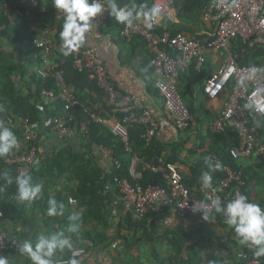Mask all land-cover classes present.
<instances>
[{
  "label": "trees",
  "instance_id": "trees-1",
  "mask_svg": "<svg viewBox=\"0 0 264 264\" xmlns=\"http://www.w3.org/2000/svg\"><path fill=\"white\" fill-rule=\"evenodd\" d=\"M19 1L0 0V27L3 28L0 33V122L12 129L19 143L8 156L26 153L32 147L38 148L41 133L51 134L46 124L62 115L64 104L59 97L55 103L45 105L39 93L42 89L55 90L53 75L60 72L64 77L68 91L80 104L86 107L88 113L80 107H75L68 113V115L73 116V121L69 125L70 129H75L80 135L81 145L79 149L64 144L62 148L53 150L45 156L40 155L37 149L38 162L27 174L32 177L33 183H40L43 187L41 196L33 201L31 206L37 211L39 221L43 227L49 229L55 226L57 227L56 231H64L65 235L78 241L81 238L79 230L76 233L67 232V226L72 223L68 217L73 215L68 200L73 198L78 206L84 209L82 222L91 226V231H88L85 239L87 244L84 245L97 247L110 242V240L119 238L124 240L120 231L114 236H108L104 230L109 226V210L113 202L121 197L119 189L116 187L117 182L125 180L131 184H138L142 189L148 186L165 188L166 180L162 174H155L150 170H141L142 166L156 165L163 154H168L167 163L176 164L178 153L184 145L162 144L157 140L156 135L149 143H146L142 138L145 131L143 125L123 123L124 118L128 117L132 111L137 115H140L142 111L133 108V106L117 109L108 105L104 93L98 88L95 81L89 79L87 72H78L74 69L72 54L64 56L60 49L59 33L62 29L63 20L61 15L52 7V1H39L35 6H30L29 14L34 16L32 22L13 12H5L7 5L15 2L19 3ZM211 1L184 0L178 18L193 22L195 25L204 23L202 15ZM132 2L133 0H117L121 7L130 5ZM135 2L147 4L149 7L153 6V0H135ZM18 7L24 12L22 7ZM105 23L109 28H117L119 33L123 27V24L117 23L110 13ZM161 23H165L167 26L155 25L148 30L158 35L165 32H168L171 36L182 33V31L175 29V23L166 21ZM168 25L171 26L168 27ZM44 31L49 32L53 48L48 57L50 75L47 79L42 80L37 74L28 72L27 67L33 60L38 65H43L44 58L40 51L33 46V40ZM189 38L201 45H207L215 40V36L206 42L201 41L197 36H190ZM132 42L137 44L134 53L142 49L146 50V43L141 37H135ZM4 45L8 49L4 48ZM231 53L238 57L239 66L264 67V49L258 46L250 48L239 37L233 40ZM167 54L173 60L179 58V53L176 51L167 50ZM33 56L36 58L33 59ZM147 57L148 72L152 74L149 66L150 55L147 54ZM36 75L38 78H36ZM211 75V71L206 67V64L199 71H196L194 64H191L178 76L177 93L188 110L190 118L191 116L193 118V111L185 102L193 100L194 95L206 97L204 84ZM103 111H106L107 115ZM89 113H94L105 120H114L123 125L127 131V143L125 144L119 136L102 124H90L85 132V137H83L78 130L79 124L88 120ZM24 120H27L30 127L37 133V138L26 141ZM191 128L192 120H190L189 127L185 131H189ZM258 130L259 137L264 142V119L258 120ZM209 138L213 143L212 147L204 149L201 145L198 148L199 151H203L201 154L202 159L190 168L189 176H180L181 183L189 190L192 197L203 201L204 194L202 193L203 187L200 177L202 171L208 170L205 165L207 156L214 154L221 162L222 167L226 166L235 172L241 173L245 183L241 187V194L246 195L249 201L252 202L249 185L250 183L264 182V156L260 158V162L256 166L244 163L241 159H232L228 150L237 144V136L231 129H226L225 133H211ZM100 147L112 152V157L106 165H102L100 156H98ZM6 157L0 158V172L7 170L14 180L17 176L16 167L6 164L4 161ZM133 157L137 158L141 164L139 168L141 176L137 182L130 178L128 172ZM115 161H118V166L115 165ZM222 167L212 173L211 187L218 185L225 179L226 175ZM4 184L5 182L0 180V186H4ZM231 187L235 188V183L229 189ZM226 192L230 196L228 189ZM260 195L257 196L258 199L261 198ZM53 196L58 202L64 204L63 215L55 217L46 215L47 200ZM14 197H16L15 183L7 185L4 187V191L0 192V218L10 220L14 227H17L28 220L25 213L27 203H20ZM263 201V199H260L258 203L261 208H263ZM171 208L174 210L172 204L163 205L158 211L150 210L143 218L134 220L132 215H128L122 222L128 225L129 231L138 232L140 230L142 234L149 233L152 236L155 233L157 235V223L162 222ZM213 220L216 221L219 229L235 238L233 231L225 225L221 214L216 215ZM165 234L169 237L168 243L171 254L167 259L158 260V264H203V253L208 249V241L210 237H215V234L205 233L202 229H199L198 232L168 230ZM222 239L224 238L220 235L217 240ZM216 246L223 248L225 245ZM233 246L237 247L233 259L227 262L221 261V264H247L255 260L252 249L241 246L238 241ZM0 253L5 255L13 253V251ZM244 254L248 255L247 259L240 257ZM65 256L56 258L55 261L63 259ZM259 261L264 264V257L260 258Z\"/></svg>",
  "mask_w": 264,
  "mask_h": 264
},
{
  "label": "built area",
  "instance_id": "built-area-1",
  "mask_svg": "<svg viewBox=\"0 0 264 264\" xmlns=\"http://www.w3.org/2000/svg\"><path fill=\"white\" fill-rule=\"evenodd\" d=\"M39 1L45 0H20L19 3H12L5 7V12H13L18 16H23L30 21L29 8L35 6ZM52 1V0H50ZM176 0H153V5L161 8V20L174 22L173 6ZM107 7L106 0H102ZM212 0L204 9L202 15L203 22L213 27L215 40L207 45L191 40L183 33L171 36L168 32L158 35L151 33L145 26L135 21L131 26L123 24L119 33L125 41H130L135 37H141L146 43V49L150 55V69L154 77V85L160 92L164 100L166 111L175 118L174 124L179 131H185L189 127L190 114L177 93V79L180 72L194 64L195 70L199 71L204 62V53L207 50L223 52L225 55L221 67L212 73L205 81L204 93L208 99H216L224 90L229 89L228 100L220 116L210 124L212 133H225L226 129H231L236 133L237 144L229 148V156L234 159L256 158V165L260 158L264 156V142L259 137L258 120L264 119V73H257L251 78L246 71L253 66H239L238 57L231 53L232 42L239 37L244 44L250 48L255 46L264 49V0ZM24 9L22 12L19 7ZM59 14V13H58ZM60 15V14H59ZM109 12L105 10L100 16L94 18L96 22L105 23ZM158 23V24H159ZM157 24V25H158ZM3 28L0 27V33ZM33 46L40 51L44 58L43 68L37 71V75L45 80L50 75V62L48 57L53 48L50 38L42 34L33 40ZM167 50L179 53V58L173 60L167 54ZM73 66L78 72L86 71L90 80L96 82L98 88L104 93L105 101L108 105L124 109L131 106L133 98L124 95L117 84L111 79L104 63L98 57L95 49L81 46L78 51L72 53ZM259 68L258 66H255ZM55 90L42 89L39 93L45 105L55 103L60 97L64 108L62 115L54 118L46 124L51 134L63 137L70 130V123L73 116L68 113L75 107H80L86 113V107L80 104L68 91L64 77L60 72L53 75ZM130 105V106H129ZM245 105H251L246 108ZM106 115L107 112L103 111ZM137 123L145 127L142 138L149 143L156 135L157 124L147 111H142L137 115L132 111L125 117L123 123ZM90 124L106 125L115 135L127 143L126 128L114 120H105L94 114H88V120L79 124V133L85 137ZM10 125H12L10 123ZM24 136L26 141L37 138V133L24 120ZM264 140V139H263ZM38 148L32 147L28 152L14 154L5 158V163L16 167V173H28V171L38 162ZM99 151L104 159L109 160L112 152L100 147ZM167 155L163 154L156 165H143L141 170H150L155 174H162L166 180V187L148 186L142 189L138 184H131L125 180L117 182L116 187L125 202L133 211L136 217L143 218L149 209L158 201L169 202L173 205L175 212L181 218L195 217L202 219L201 212H194L193 208H199L201 204H210L212 199L219 197L223 204H227L236 191L241 193L244 186L241 173L232 171L228 167H222L225 172V179L218 185L202 190L204 200L200 201L191 196L189 190L181 183L178 167L175 164L167 163ZM207 159L212 163L221 162L216 155L210 154ZM118 166V161H115ZM140 161L133 157L130 161V178L137 182L141 176ZM235 183V188L230 186ZM229 190L230 196L226 190ZM16 199V197H14ZM70 205L76 204V200L69 198ZM221 217L224 216L221 214ZM19 243L12 233L0 230V252H17L16 244ZM77 258L85 255V250L76 249ZM73 255L70 252L65 258L57 260L56 264H62ZM247 259L248 255L240 256ZM247 264H255V260ZM259 264H263L259 261Z\"/></svg>",
  "mask_w": 264,
  "mask_h": 264
},
{
  "label": "crops",
  "instance_id": "crops-1",
  "mask_svg": "<svg viewBox=\"0 0 264 264\" xmlns=\"http://www.w3.org/2000/svg\"><path fill=\"white\" fill-rule=\"evenodd\" d=\"M183 1L176 0L173 6L175 29L182 31V33L189 37L197 36L204 42L214 37L215 33L213 27L210 25L204 23L195 25L193 22L178 18L181 7H183ZM41 14L43 13L41 12ZM33 18L34 16H30V22H32ZM137 22L144 26L141 20H137ZM93 24L94 28L87 35V40L83 47L96 50L111 79L117 84L121 92L133 98V102L131 103L133 108L150 113L157 124L156 138L160 143L165 145H184L178 153V162L175 165L178 167L181 177L189 176L190 168L202 159L201 154L203 151H199L198 148L202 145L204 149H209L213 145L209 138V134L212 133L210 131V124L220 116L228 100L230 90H224L213 100L205 96L194 95L193 100L185 102L193 111V118L191 116L192 128L185 132L179 131L174 124L175 118L164 107L163 97L154 85V77L148 72L147 49L134 53L137 44L132 42V40H123L117 28H109L106 23H99L95 20H93ZM158 26L167 25L159 23ZM170 26L168 25V27ZM42 34H46L49 37L48 31H44L40 35ZM4 48L8 49L6 45H4ZM33 57V59L36 58L35 56ZM204 58V64H206V67H208L212 74L221 67L225 55L223 52L215 53L207 50L204 53ZM42 68L43 66L38 65L33 60L27 67V71L37 74V71ZM30 84L32 85L31 81ZM41 134L38 140V151L42 156L48 155L53 150L62 148L64 144L74 149H79L81 145L80 135L73 128L63 137L55 134ZM98 156H100L102 165L109 163L100 153H98ZM241 161L256 166V158L254 157L241 159ZM249 186L252 202L259 203L260 199L264 200V182L257 184L250 183ZM258 195L261 197L259 200L257 199ZM262 203L264 208V201ZM31 204H27L25 208V213L28 217L26 223L14 227L10 220L0 218V230L12 232L19 242H22L24 239L35 241L36 236L41 232H56L57 227L55 226L49 229L43 227L39 221L37 211ZM168 204L170 203L158 201L150 207L149 211H158L161 206H167ZM70 208L73 214L79 213L80 215V219L75 221V223L79 226L78 232L81 238L78 241L72 240L75 249L85 250V255L79 258L81 264H158V260L167 259L171 254L168 243L169 237L165 234L168 230L198 232L199 229H202L205 233L215 234V237H210L208 249L203 253V264H221V261H230L237 252V247L233 246L237 240L224 230L219 229L215 220H212L210 223L195 217L181 218L172 208L162 222L157 223V235L155 233L152 236L149 233L142 234L140 230L138 232L129 231L128 225L122 221L128 215H132L134 220L139 218L135 216L121 197H118L113 202L109 210V226L104 230L108 236H114V234L120 231L121 237L125 241L119 238L110 240V242L97 247L84 245L87 244L85 239L87 238L88 231H91V226L90 224L85 225L82 222L84 209L79 207L77 202L74 205H70ZM220 235L224 239L219 241L217 239ZM216 245H227V247L218 248ZM69 252L66 250L62 254L58 253L55 259L67 255ZM0 255L7 256L9 264H31V261L18 251L5 255L0 253Z\"/></svg>",
  "mask_w": 264,
  "mask_h": 264
},
{
  "label": "clouds",
  "instance_id": "clouds-1",
  "mask_svg": "<svg viewBox=\"0 0 264 264\" xmlns=\"http://www.w3.org/2000/svg\"><path fill=\"white\" fill-rule=\"evenodd\" d=\"M107 7L102 0H52V7L58 12L63 20L62 29L59 33L61 41L60 49L64 56H69L79 50L87 40V35L93 30L94 18L100 16L107 10L117 23L131 26L135 21L141 20L147 29H152L161 20V8L153 5L149 7L144 3H136L121 7L117 0H106ZM235 4L229 5V7ZM249 78L257 73H264V67L255 66L246 70ZM246 108L251 105H245ZM18 146V139L12 129L0 122V158L8 156L14 148ZM207 171L201 173V184L204 189L211 188L212 173L221 169L222 165L205 160ZM0 180L4 181V186H0V192L4 187L15 183L16 199L20 203L31 204L42 194V185L33 183L32 177L27 173H20L15 177L5 170L0 172ZM194 212L202 213V220L210 222L216 215L224 216L225 225L230 228L238 243L253 250L255 264H259V259L264 257V208L258 203L250 202L248 197L236 191L234 197L223 204L219 197L212 199L210 204H201L199 208H193ZM64 204L49 197L47 200L46 215L55 217L63 215ZM70 223L67 226L68 233H76L79 226L75 221L80 219L79 213L68 217ZM18 252L26 256L31 264H56L55 257L58 253L66 250L73 255L62 264H81L77 258L72 238L65 235L64 231L41 232L35 241L24 239L16 244ZM0 264H9L8 257L0 255Z\"/></svg>",
  "mask_w": 264,
  "mask_h": 264
},
{
  "label": "rangeland",
  "instance_id": "rangeland-1",
  "mask_svg": "<svg viewBox=\"0 0 264 264\" xmlns=\"http://www.w3.org/2000/svg\"><path fill=\"white\" fill-rule=\"evenodd\" d=\"M36 78H38V76L36 75ZM258 199V198H257ZM259 200V199H258Z\"/></svg>",
  "mask_w": 264,
  "mask_h": 264
}]
</instances>
